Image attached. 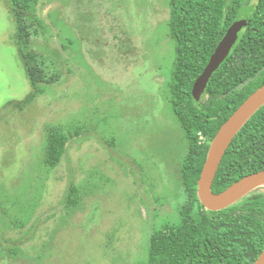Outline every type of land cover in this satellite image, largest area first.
<instances>
[{"label":"rangeland","instance_id":"rangeland-1","mask_svg":"<svg viewBox=\"0 0 264 264\" xmlns=\"http://www.w3.org/2000/svg\"><path fill=\"white\" fill-rule=\"evenodd\" d=\"M170 4L39 0L28 50L60 79L22 105L33 89L0 0V264H144L152 233L179 221L188 145L170 101ZM57 128L72 137L51 166Z\"/></svg>","mask_w":264,"mask_h":264},{"label":"trees","instance_id":"trees-1","mask_svg":"<svg viewBox=\"0 0 264 264\" xmlns=\"http://www.w3.org/2000/svg\"><path fill=\"white\" fill-rule=\"evenodd\" d=\"M18 43L32 91L20 104L33 102L44 87L60 79L47 59L28 50L37 20L29 14L39 0H10ZM255 15L229 55L213 73L199 98L193 95L198 77L232 24L248 8ZM170 36L176 44V61L169 84L170 101L188 145L179 168L187 192L179 207L178 222H166L152 233L144 264H254L264 249V187L260 186L230 206L209 210L198 195V181L211 142L224 122L264 84V0H171ZM57 128L48 138L49 164L65 154L70 136ZM80 130L75 132L79 135ZM264 170V104L247 120L229 146L212 183L220 193L244 176ZM67 199L79 200L71 187ZM18 242L10 247L16 249ZM15 252V251H14ZM12 250L6 255L16 257Z\"/></svg>","mask_w":264,"mask_h":264},{"label":"water","instance_id":"water-1","mask_svg":"<svg viewBox=\"0 0 264 264\" xmlns=\"http://www.w3.org/2000/svg\"><path fill=\"white\" fill-rule=\"evenodd\" d=\"M255 8L249 6L232 24L219 42L209 63L194 84L193 95L199 98L205 91L213 73L229 55L240 31L250 24ZM264 104V84L255 90L224 122L214 137L207 160L198 181V195L201 203L209 210H220L230 206L253 189L264 187V170L248 174L231 184L220 193L212 190V183L233 139L247 120ZM254 264H264V249Z\"/></svg>","mask_w":264,"mask_h":264}]
</instances>
